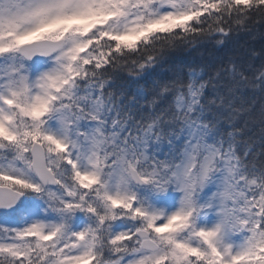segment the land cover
<instances>
[{
    "label": "snow or ice",
    "instance_id": "6c2138e0",
    "mask_svg": "<svg viewBox=\"0 0 264 264\" xmlns=\"http://www.w3.org/2000/svg\"><path fill=\"white\" fill-rule=\"evenodd\" d=\"M242 33L264 0H0V264H264Z\"/></svg>",
    "mask_w": 264,
    "mask_h": 264
},
{
    "label": "trees",
    "instance_id": "16d2710c",
    "mask_svg": "<svg viewBox=\"0 0 264 264\" xmlns=\"http://www.w3.org/2000/svg\"><path fill=\"white\" fill-rule=\"evenodd\" d=\"M243 46L244 48H254L257 52L264 47V39H261L259 36H256L254 39L249 37L246 34H240L238 38L230 45L232 48ZM223 55L222 52H218L212 49L210 46L206 48H201L198 51H192L190 54H184V60L188 63L194 64H206L215 60L217 57ZM260 59L257 58L253 61L255 67H259ZM163 75V73L157 71L154 73V76ZM258 131V130H257Z\"/></svg>",
    "mask_w": 264,
    "mask_h": 264
},
{
    "label": "rangeland",
    "instance_id": "374dc122",
    "mask_svg": "<svg viewBox=\"0 0 264 264\" xmlns=\"http://www.w3.org/2000/svg\"><path fill=\"white\" fill-rule=\"evenodd\" d=\"M129 39H134V38H129Z\"/></svg>",
    "mask_w": 264,
    "mask_h": 264
}]
</instances>
